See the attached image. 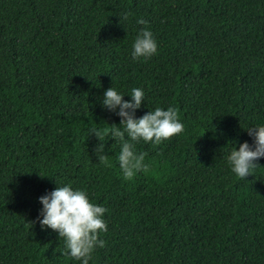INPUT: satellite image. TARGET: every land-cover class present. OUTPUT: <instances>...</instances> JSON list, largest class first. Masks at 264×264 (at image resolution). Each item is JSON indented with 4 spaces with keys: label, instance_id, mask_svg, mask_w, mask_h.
Listing matches in <instances>:
<instances>
[{
    "label": "trees",
    "instance_id": "obj_1",
    "mask_svg": "<svg viewBox=\"0 0 264 264\" xmlns=\"http://www.w3.org/2000/svg\"><path fill=\"white\" fill-rule=\"evenodd\" d=\"M141 27L157 51L133 60ZM110 86L143 89L135 116L173 106L183 124L134 143L148 167L130 179L114 138L93 152L90 130L119 123ZM261 122L264 0H0V264H79L32 222L55 183L106 209L88 264H264V157L243 179L225 161Z\"/></svg>",
    "mask_w": 264,
    "mask_h": 264
},
{
    "label": "clouds",
    "instance_id": "obj_2",
    "mask_svg": "<svg viewBox=\"0 0 264 264\" xmlns=\"http://www.w3.org/2000/svg\"><path fill=\"white\" fill-rule=\"evenodd\" d=\"M126 18L127 13L120 17L122 20ZM136 23L144 25L146 21L137 18ZM156 51L157 42L151 30L147 27L139 28L131 43V58L147 59ZM124 95L129 99H122ZM98 100L103 109L119 117V123L109 124L110 128L106 133L96 129L90 130V133L101 141L94 146L93 152L96 158L103 162L105 155L102 154V137L107 134L111 139L118 141L119 151L116 159L124 179H130L136 172L148 167L144 162V153L134 151L135 142L158 144L162 139L183 130V124L177 118V111L173 106H158L138 117L135 116V110L144 100V91L140 87H132L127 93H123L110 86L104 89ZM242 129L251 138V143L241 141L238 147H230L225 157L229 171L239 179L251 175L253 169L258 166V159L264 157V122ZM37 201L40 207L32 222L38 223L41 230H53L56 236L62 238L63 255L78 260L79 264H88L94 247L103 246L104 243L103 240L97 239V233L106 230L102 218L106 209L92 203L84 189L74 188L70 183H55V187L38 196Z\"/></svg>",
    "mask_w": 264,
    "mask_h": 264
}]
</instances>
